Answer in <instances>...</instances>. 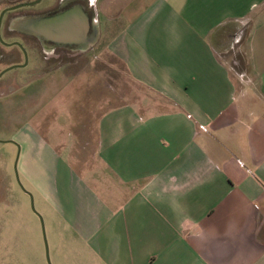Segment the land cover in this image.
I'll return each instance as SVG.
<instances>
[{
    "label": "crops",
    "instance_id": "obj_1",
    "mask_svg": "<svg viewBox=\"0 0 264 264\" xmlns=\"http://www.w3.org/2000/svg\"><path fill=\"white\" fill-rule=\"evenodd\" d=\"M94 11L88 51L102 43L164 104L110 108L91 167L49 165L76 256L264 264V0H96ZM244 21L250 93L234 81L226 37Z\"/></svg>",
    "mask_w": 264,
    "mask_h": 264
},
{
    "label": "rangeland",
    "instance_id": "obj_2",
    "mask_svg": "<svg viewBox=\"0 0 264 264\" xmlns=\"http://www.w3.org/2000/svg\"><path fill=\"white\" fill-rule=\"evenodd\" d=\"M246 24L244 21L232 27L228 32H234L226 37L231 45L228 59L234 81L240 90L250 93L255 86L243 50ZM242 27L245 30L241 33ZM83 58L74 60L66 76L63 69L28 76L32 67L28 60L24 67L13 68L0 77V264H48L37 215L43 221L50 264H90L88 259L76 256L81 252L79 245L66 241L62 234L48 194L49 165L57 162L61 167L69 161L78 172L91 167L97 123L110 108L129 102L164 104L161 97L134 82L102 43ZM14 62L0 63V72L22 59ZM17 146L21 187L13 168Z\"/></svg>",
    "mask_w": 264,
    "mask_h": 264
},
{
    "label": "flooded vegetation",
    "instance_id": "obj_3",
    "mask_svg": "<svg viewBox=\"0 0 264 264\" xmlns=\"http://www.w3.org/2000/svg\"><path fill=\"white\" fill-rule=\"evenodd\" d=\"M75 5L83 8L93 24L96 0L93 2L91 0H0V13L5 11L0 26V36L3 41L0 43V63L4 61L16 63L22 59V62L16 63V67H24L28 60H31L32 67L28 76H37L38 73H49L58 69H63V75H68L66 71L74 65V60L81 58L83 61L88 50H83L81 45H60L52 40L26 33L20 24L57 16ZM11 47L13 49H3Z\"/></svg>",
    "mask_w": 264,
    "mask_h": 264
},
{
    "label": "water",
    "instance_id": "obj_4",
    "mask_svg": "<svg viewBox=\"0 0 264 264\" xmlns=\"http://www.w3.org/2000/svg\"><path fill=\"white\" fill-rule=\"evenodd\" d=\"M4 13L5 11H2L0 13V26ZM20 25L22 27V30L26 33L38 36L42 39L52 40L60 45H81L83 50L90 49L95 44L97 39L94 24H92L88 14L83 10V8L78 5L73 6L67 12L59 14L57 16L41 18L33 22H23ZM0 43H3L1 36ZM13 68H16V66H12L0 72V77ZM8 143L14 144L11 141H8ZM17 149V155L14 161L13 168L17 184L19 185V187H21L17 173V162L19 157L18 146ZM29 198L31 210L35 213L32 196L29 195ZM37 217L40 221L42 237L45 243L46 261L48 264H50L43 221L40 216L37 215Z\"/></svg>",
    "mask_w": 264,
    "mask_h": 264
},
{
    "label": "trees",
    "instance_id": "obj_5",
    "mask_svg": "<svg viewBox=\"0 0 264 264\" xmlns=\"http://www.w3.org/2000/svg\"><path fill=\"white\" fill-rule=\"evenodd\" d=\"M249 27H250V23L248 22V23L246 24V33H247V30H248Z\"/></svg>",
    "mask_w": 264,
    "mask_h": 264
}]
</instances>
